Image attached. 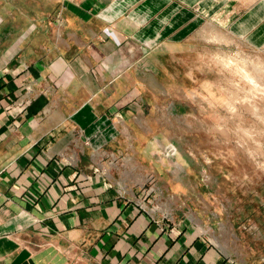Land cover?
I'll list each match as a JSON object with an SVG mask.
<instances>
[{"label":"crops","instance_id":"crops-1","mask_svg":"<svg viewBox=\"0 0 264 264\" xmlns=\"http://www.w3.org/2000/svg\"><path fill=\"white\" fill-rule=\"evenodd\" d=\"M256 1L68 0L58 46L48 26L39 28L35 46L45 43L46 48L36 50L37 56L26 48L21 55L39 95L18 130L10 128L0 103V264H222L202 247L195 259L178 254V246L197 239L189 225L171 239L138 216L116 189L102 186L100 177L79 179L81 189L72 185L76 173L91 172L97 148L112 152L120 164L130 145L126 130L144 134L138 117H201L206 99L200 88L191 89L199 80L187 72L186 82H180L187 67L165 59L189 53L192 39L206 36L208 17L215 32L226 29L235 38L264 43V0ZM10 5L1 10V22L13 20ZM50 14L37 20L47 22ZM24 80L0 65V101ZM78 130L89 143L79 140L82 151L74 167L57 157L76 149L70 144ZM143 136L146 142L136 145L146 148H132L140 174L143 164L158 166L153 159L157 141L151 133ZM30 192L39 193L37 206L28 200Z\"/></svg>","mask_w":264,"mask_h":264},{"label":"rangeland","instance_id":"rangeland-1","mask_svg":"<svg viewBox=\"0 0 264 264\" xmlns=\"http://www.w3.org/2000/svg\"><path fill=\"white\" fill-rule=\"evenodd\" d=\"M58 1L57 10L52 0H0V13L11 3L13 15V20L11 16L8 21L0 19V65L6 74L25 79L17 91L6 95V102L0 101L15 131L39 95L30 81L29 64L21 55L26 48L36 56V50L46 48L45 43L41 47L34 43L41 40L37 32L43 26L49 27L56 46L62 42L63 9L68 0ZM42 13H51L47 22L37 20ZM26 16L30 21L22 20ZM209 19L206 36L192 39L189 53L179 51L165 59L187 67L178 76L180 82H186L187 72L199 80L194 85L191 78V89L200 88L198 94L206 99L202 116L138 117L139 129L157 141L153 159L158 166L142 163L143 173L136 170L139 165L134 163L133 145L146 148L136 142L148 138L127 129L124 136L130 145L120 164L112 152L97 148L91 154V172L76 173L72 186L81 189L79 179L100 177L102 186L116 189L138 216L148 218L171 239L189 225L198 240L177 247L184 258L191 255L195 259L204 248L203 253L211 250L222 264H264V43L246 42L219 27L215 32L214 21ZM106 33L113 38L112 31ZM11 62L18 64L9 69ZM117 122H122L121 117ZM153 128L157 133H152ZM79 140L89 143L84 131L78 130L70 144L76 149L61 152L57 158L77 166L82 151L77 149ZM39 193L30 192L31 204L38 205Z\"/></svg>","mask_w":264,"mask_h":264},{"label":"built area","instance_id":"built-area-1","mask_svg":"<svg viewBox=\"0 0 264 264\" xmlns=\"http://www.w3.org/2000/svg\"><path fill=\"white\" fill-rule=\"evenodd\" d=\"M113 160H115V158Z\"/></svg>","mask_w":264,"mask_h":264}]
</instances>
